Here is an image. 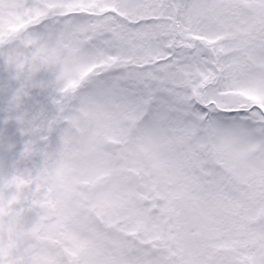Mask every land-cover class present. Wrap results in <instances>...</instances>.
<instances>
[{
    "label": "snow or ice",
    "instance_id": "1",
    "mask_svg": "<svg viewBox=\"0 0 264 264\" xmlns=\"http://www.w3.org/2000/svg\"><path fill=\"white\" fill-rule=\"evenodd\" d=\"M0 264H264V0H0Z\"/></svg>",
    "mask_w": 264,
    "mask_h": 264
}]
</instances>
